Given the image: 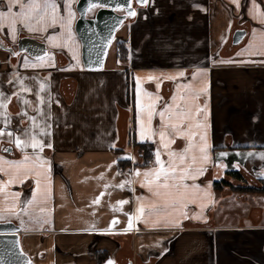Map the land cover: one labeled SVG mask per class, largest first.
<instances>
[{
    "label": "crops",
    "instance_id": "0c3cea01",
    "mask_svg": "<svg viewBox=\"0 0 264 264\" xmlns=\"http://www.w3.org/2000/svg\"><path fill=\"white\" fill-rule=\"evenodd\" d=\"M76 2L72 3V36L79 46L74 49L79 62L69 47L53 48L46 39L58 36L63 31L59 26L47 33L22 29L15 42L7 29L0 32V42L6 47L0 48V91L12 97L8 107L10 130L28 128V117L35 116L42 126L50 125L51 132L44 140L52 147L41 154L49 161L46 168L51 169L47 202L32 205L31 217L23 213L8 217L9 222L20 226L21 245L32 264H98L99 252L105 255L102 264H264V193L241 194L229 186L214 187V181L225 177V169L237 165L253 178L264 177V56L239 55L250 44L264 48V25L249 15L250 10L256 11L253 0H239V8L233 0H149L119 28L104 67L95 71L83 67L82 45L74 30ZM57 3L61 15L67 16L65 0ZM255 4L264 13V0H255ZM237 30H244L245 34L235 45L232 41ZM118 41L129 46L126 65L118 63ZM23 42L26 44L21 45ZM45 53L52 55L54 66H22L25 58L35 63L36 57ZM179 72L185 76L176 81L162 79L158 92L157 81L147 80L150 75L167 77ZM137 77L144 91L162 96L164 102L173 96L177 84L191 83L196 90L208 87L206 94L191 103L193 107L207 105L206 119L204 114L200 117L207 127L194 131L207 132L210 159L207 163L200 160L198 148L202 142L197 136V148L189 157L195 155L194 167H204L206 172L195 181L184 182L198 184L210 193L209 197L201 193L195 204L183 209L189 216L202 214L200 220L184 219L171 207L165 210L166 198L141 187L143 175H134L137 170L143 173L156 167L155 151L159 147L158 137L153 138L157 140L153 143L151 139L142 141L140 136ZM66 78L76 81L71 98L62 91ZM20 79L32 89L21 93L32 101V106L23 105L12 95L20 91ZM41 83L46 85L44 92H39ZM37 93L45 104L38 105ZM140 100L150 103L142 93ZM37 106L50 113V118L34 111ZM25 112L27 116L23 115ZM143 119L147 126L146 114ZM159 124L155 117L153 129ZM146 142L154 146L153 160L147 166L134 167L135 144ZM5 147H12L6 138L0 143V149ZM185 147L184 139H177L172 145L178 152ZM222 152L227 155L220 157ZM0 156L22 159V153L14 147L11 153L0 151ZM163 158L166 160L167 156ZM119 160H130L129 174L119 170ZM101 175L103 179L99 178ZM126 180L133 183L123 189L116 187ZM43 183L42 178V186ZM33 188L34 180L29 179L8 191L20 192L23 202L31 199ZM97 198L100 203L94 204ZM123 200L128 203L120 205ZM141 203L144 217L133 219L132 229L125 231L129 217L138 215L136 210ZM153 204L160 211L149 216ZM201 204L207 206L201 210ZM23 206L21 203L17 211ZM5 207L0 194V212ZM40 208L47 212L40 213ZM40 219L48 222L38 223ZM113 220L119 223L112 224ZM158 220L160 226L152 227ZM174 220H180L181 227L163 226L165 221Z\"/></svg>",
    "mask_w": 264,
    "mask_h": 264
},
{
    "label": "snow or ice",
    "instance_id": "6c2138e0",
    "mask_svg": "<svg viewBox=\"0 0 264 264\" xmlns=\"http://www.w3.org/2000/svg\"><path fill=\"white\" fill-rule=\"evenodd\" d=\"M74 0H65L64 7L67 9V16L61 15V6L57 3V0H0V32L5 29L11 36L12 41L17 40L18 32L22 29H26L30 33H47L49 29H55L59 26L63 31L57 35L47 36L49 44L53 48L69 47L70 51H73L74 58L79 62L78 55L74 49H78V45H75L74 38L72 36V23L75 18V13L72 11V3ZM141 6H147L149 0H136ZM239 8V0H233ZM104 7L103 4H90L89 11L96 8ZM253 8L256 11L249 12V15L253 19L257 20L261 25H264V13L259 12V6L255 4L253 0ZM128 16H136L137 13L134 9H131V4L128 5ZM117 10H122L118 8ZM18 25L21 26L18 28ZM264 36V32L261 33ZM256 38V30L253 32V39ZM63 40V44L60 41ZM69 42H72L70 45ZM4 47L3 43L0 42V48ZM11 51V50H9ZM13 55H19V53H12ZM250 55V56H264V48H257L255 45L250 44L239 55ZM35 63H31L27 58L23 61L24 68H43L54 66V59L49 53L36 57ZM252 62V61H244ZM71 70V69H68ZM197 75H205L204 73H198ZM184 72H179L175 76L157 77L150 75L147 77L148 81H157L156 88L157 92L160 89V81L167 79L170 81H176L180 77H184ZM26 79V78H25ZM195 80L196 77L194 76ZM12 81H9L11 83ZM137 82V93H138V106L140 112V136L142 141L144 139H151L153 143H157L154 137H158L159 147L155 151L154 163L156 167L149 169L141 173L137 170L134 175L140 177L143 175L144 180L141 182V187H147L149 192H152L154 196L165 197L164 209L171 207L176 210L180 216L184 219H202V214H196L189 216L188 212L183 209L188 207V204H195L200 194L203 193L204 197H209L210 193L202 189L198 184H187L184 183L187 180L195 181L198 177L203 176L206 172L204 167H194L197 162L195 155L189 154L197 148V144L194 142L196 137L199 136V140L202 144L199 145V152L201 153L200 160L207 163L210 159L208 155V149L210 145L207 142V132L204 131L202 134L194 131V129H206V124L200 119L201 114H204L206 119L207 105H196L192 106L193 101H198L200 96L206 94L208 91L207 85L204 88L196 90L193 88L191 83L177 84L175 93L168 102L163 101V97L160 95L153 96L152 93L144 91L141 85V79L136 78ZM20 91L15 92L14 95L23 105L32 106V101L24 98L21 93L31 92L32 89L24 84V80H19ZM46 85L41 83L39 85V92H44ZM148 97L150 103L144 104L140 100V94ZM38 105L46 103L45 99L39 96L37 93ZM11 96L5 95L4 92L0 91V118H2L3 127H0V143L4 142L6 138L7 143L12 147H5L0 149L5 153H11L13 147L22 153V159L20 160H9L3 156H0V194L4 196V203L6 207L0 212V221L8 222V217L17 216L20 217L21 213L31 217L29 208L37 203H46L51 192L50 187V173L49 161L42 157V153L45 148H51L50 143H45L44 137L50 136L51 132L48 130L50 125H41L37 122L35 116L28 117L30 124L28 128H17L10 130L11 125V114L8 112L9 104L11 103ZM162 105V107L160 106ZM50 106V105H49ZM34 111L40 113L41 116L50 118V113H45L39 106L34 108ZM147 115V126L143 119L144 115ZM27 116V113H23ZM155 117L159 118L160 124L157 129H153L152 123ZM177 139H184L186 141V147L182 151H176L172 148V145L176 143ZM115 147V145H113ZM31 151H28V150ZM227 153H220V157H225ZM163 156H167L165 160ZM128 159H132L128 157ZM264 159V156H262ZM223 167V165H220ZM120 175V173H117ZM7 180H4V177ZM43 178V186H42ZM103 179V175L99 177ZM34 180V188L32 190L31 199L21 201L20 192H9L11 186L23 185L27 180ZM172 181V183H169ZM133 181L126 180L116 187L123 189L126 184H131ZM155 186V191H153ZM107 187V186H106ZM160 189L166 191L161 193ZM182 189V190H181ZM103 195V193L101 194ZM9 201H11L9 203ZM23 203L25 206L20 207V211H17V207ZM94 204L100 203V198L93 201ZM127 200L120 201L119 204H127ZM207 205L201 204V210ZM115 210V209H114ZM40 213H46L45 208H40ZM135 217H129L128 228L125 231L131 230L133 227V219L140 220L144 217L145 208L141 203L137 208ZM157 205L153 204L148 215L159 213ZM170 215V214H169ZM38 223H47V220L40 219ZM145 223L148 221L145 219ZM23 223V220H21ZM119 223L118 220H113L112 224ZM161 221H156L152 224V227L160 226ZM164 227H181L180 220L165 221ZM31 264V262H27ZM108 264H113L109 261Z\"/></svg>",
    "mask_w": 264,
    "mask_h": 264
},
{
    "label": "water",
    "instance_id": "95a60500",
    "mask_svg": "<svg viewBox=\"0 0 264 264\" xmlns=\"http://www.w3.org/2000/svg\"><path fill=\"white\" fill-rule=\"evenodd\" d=\"M103 4L89 16L90 4ZM137 11L143 7L136 0H77L75 8L77 18L74 30L79 38L82 49L81 57L86 70L95 71L104 67L109 48L119 28L129 19L127 11ZM123 10L120 13L117 9ZM244 30H237L233 35V44H239L244 37ZM2 48H6L5 46ZM31 257L24 251L20 240V226L14 222H0V264H27Z\"/></svg>",
    "mask_w": 264,
    "mask_h": 264
},
{
    "label": "trees",
    "instance_id": "16d2710c",
    "mask_svg": "<svg viewBox=\"0 0 264 264\" xmlns=\"http://www.w3.org/2000/svg\"><path fill=\"white\" fill-rule=\"evenodd\" d=\"M91 12V11H90ZM89 12V16H92ZM115 41V39H114ZM114 41L112 42L110 48L112 47ZM116 56L118 63L121 65H126L129 59V46L125 41H118L116 43ZM66 63V62H65ZM76 81L71 78L63 79L62 81V91L67 98H71L74 93ZM137 150V158L133 162L134 167L136 166H147L151 163L154 156V146L151 143H140L135 144ZM132 166L130 160H119L118 167L121 172H125ZM225 177L219 182L214 181V187H225L229 186L231 190H236L241 194L247 192H261L264 193V177L253 178L249 173H247L243 167L237 165L233 169L224 170ZM236 181L233 184L231 181ZM105 259V255L101 252L97 254L98 264H102Z\"/></svg>",
    "mask_w": 264,
    "mask_h": 264
},
{
    "label": "rangeland",
    "instance_id": "374dc122",
    "mask_svg": "<svg viewBox=\"0 0 264 264\" xmlns=\"http://www.w3.org/2000/svg\"><path fill=\"white\" fill-rule=\"evenodd\" d=\"M94 13V11H91L90 14L92 15ZM78 16V15H77ZM115 45V41L113 43V46ZM113 48V47H112ZM129 91H130V88H129Z\"/></svg>",
    "mask_w": 264,
    "mask_h": 264
},
{
    "label": "flooded vegetation",
    "instance_id": "af4514ba",
    "mask_svg": "<svg viewBox=\"0 0 264 264\" xmlns=\"http://www.w3.org/2000/svg\"><path fill=\"white\" fill-rule=\"evenodd\" d=\"M120 13H122L123 12V10H118ZM93 15V14H92ZM24 44H26L25 42H23V43H21V45H24Z\"/></svg>",
    "mask_w": 264,
    "mask_h": 264
},
{
    "label": "built area",
    "instance_id": "2783aa9c",
    "mask_svg": "<svg viewBox=\"0 0 264 264\" xmlns=\"http://www.w3.org/2000/svg\"><path fill=\"white\" fill-rule=\"evenodd\" d=\"M125 173H126V174H129V173H130V169H129V170H127Z\"/></svg>",
    "mask_w": 264,
    "mask_h": 264
}]
</instances>
